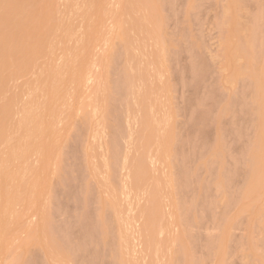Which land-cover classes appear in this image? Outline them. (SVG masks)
<instances>
[{
    "label": "rangeland",
    "instance_id": "obj_1",
    "mask_svg": "<svg viewBox=\"0 0 264 264\" xmlns=\"http://www.w3.org/2000/svg\"><path fill=\"white\" fill-rule=\"evenodd\" d=\"M68 1L32 0L21 12L11 10L14 26L0 51L11 62L12 80L4 89L11 91L0 94V105L17 98L6 122L12 132L3 126L11 137L0 140V171L11 175L8 183L0 178L1 186L9 184L0 192L11 187L1 195H13L9 204L0 202V220L7 216L3 226L8 232L2 231L0 264H127L128 258L132 264H264V185L259 179L264 175V0ZM49 10L57 22L52 20L48 33L56 37L46 39L38 31L31 38L18 36L22 14L36 12L26 22L34 28ZM41 67H46L44 75L48 69L56 75L49 77V88ZM42 78L45 83L39 82ZM160 83L169 92H158ZM43 86L56 88L54 98L66 96L56 109L58 100L52 107L43 103L48 93H42ZM151 90L157 91L153 98ZM49 128L50 135L45 134ZM52 132L59 135L52 137ZM158 145L169 148L168 160H159L168 151L158 156ZM46 155L50 160L43 165ZM26 180L32 184L24 185ZM256 181L262 187L258 190L257 184L250 192ZM140 213V223L148 220L141 230L132 220ZM52 250L60 255L62 250L67 259L61 261Z\"/></svg>",
    "mask_w": 264,
    "mask_h": 264
},
{
    "label": "bare ground",
    "instance_id": "obj_2",
    "mask_svg": "<svg viewBox=\"0 0 264 264\" xmlns=\"http://www.w3.org/2000/svg\"><path fill=\"white\" fill-rule=\"evenodd\" d=\"M84 1H85V0H84ZM233 1H235V0H233ZM68 2H69V1H68ZM68 2H65V4L68 3ZM70 2H71V0H70ZM70 2H69V3H70ZM156 2H157V1H156ZM31 3H32V0H14V1H11V0H0V51H1V49H3L4 46H5V42H6V39H7L6 31L11 30V24L14 26L13 21H14L15 18L11 16V10H12V11H15V12H21L25 7L31 5ZM73 3H74V2H73ZM65 4H64V5H65ZM71 4H72V3H71ZM159 4H160V3H159ZM231 4H232V3H231ZM233 4H234V3H233ZM235 4H236V3H235ZM235 4H234V5H235ZM67 5H68V4H67ZM77 5H78V4H77ZM155 5H156V4H155ZM61 6H62V5H61ZM70 6H71V5H70ZM83 6H84V5H83ZM159 6H160V5H159ZM148 7H149V6H148ZM230 7H231L230 9H233L232 6H230ZM234 7L236 8V6H234ZM62 8H63V7H62ZM62 8H60V9H62ZM66 8H68V7H66ZM69 8H70V7H69ZM58 9H59V8H58ZM64 9H65V8H64ZM79 9H80V8H79ZM143 9H144V8H143ZM54 10H55V9H54ZM69 10H70V9H69ZM234 10H236V9H233V11H234ZM63 11H64V10H63ZM147 11H148V10H147ZM32 12H34V11H32ZM53 12H54L53 10H49V13H48L47 15H45V16L43 15V18H40V19L38 20V24L35 25L34 28H33V27H29V26L27 27V23H26V22H28L31 18L35 17V16H36V12H34V14H33L32 16H31L30 13L22 14L21 17L19 18V19H21V21H20V22L17 24V26H16V27H17V30H16V31H17L18 36H19L20 38H25V37H26V38H31V35L33 34V32H36V31H38V32H45L47 35H45L44 38H46V39L48 38V35H49V34H50V36H51V34L54 35V33H48V32H50L49 30L52 29V28L49 27V24H50V23H54L53 21H56V20H57V19H54V18H56V17H54V18L52 17V16L55 14V12H54V13H53ZM65 12H66V11H65ZM82 12H83V11H82ZM52 13H53V14H52ZM61 13H63V12L61 11ZM61 13H60V14H61ZM77 13H78V12H77ZM63 14H64V13H63ZM65 14H66V13H65ZM67 16H68V15H67ZM148 16H150V15H148ZM70 17H71V16H70ZM70 17H69V18H70ZM65 18H66V17L64 16V19H65ZM52 20H53V21H52ZM70 20H71V19H70ZM232 20H234V17H233ZM65 21H66V20H65ZM80 21H81V20H80ZM16 22H17V21H16ZM35 22H36V21H35ZM35 22H34V24H35ZM56 22H57V21H56ZM59 22H61V21H59ZM67 22H68V21H67ZM148 22H149V21H148ZM148 22H146V24H147ZM64 23H65V22H64ZM70 23H71V22H70ZM96 24H97V23H96ZM146 24H145V25H146ZM151 24H152V23H151ZM55 25H56V24H55ZM69 25H70V24H69ZM69 25H68V26H69ZM75 25H77V24H75ZM75 25H73L72 27L74 28ZM145 25H144V29H145ZM140 26H141V25H140ZM146 26H147V25H146ZM156 26H157V25H156ZM51 27H52V26H51ZM60 27H61V25H60ZM66 27H67V25H66ZM70 27H71V26H70ZM148 27H149V26H148ZM150 28H151V27H150ZM61 29H62V27H61ZM66 29H68V28H66ZM74 29H75V28H74ZM146 29H147V28H146ZM146 29H145V30H146ZM59 30H60V29H59ZM62 30H63V29H62ZM151 30H153V29L151 28ZM53 31H54V30H53ZM53 31H51V32H53ZM153 31H154V30H153ZM61 32H62V31H61ZM149 32H150V31H149ZM57 33H58V32H57ZM62 33H63V32H62ZM79 33H80V32H79ZM58 34H59V33H58ZM73 34H74V33H73ZM76 34H77V33H76ZM149 34H150V33H149ZM82 35H83V34H82ZM84 35H85V34H84ZM54 36L56 37L57 34L54 35ZM60 36H61V35H60ZM78 36H79V35L77 34V37H78ZM85 36H86V35H85ZM52 37H53V36H52ZM61 37H62V36H61ZM63 37H64V36H63ZM89 37H90V34H89ZM49 38H50V37H49ZM59 38H60V37H59ZM85 38H86V37H85ZM52 39H54V38H52ZM64 39H65V37H64ZM64 39H63V40H64ZM72 39H73V38H72ZM74 39H75V38H74ZM78 39H79V38H78ZM87 39H88V38H87ZM63 40H62V41H63ZM83 40H84V38L82 39V41H83ZM88 40H89V39H88ZM50 41H51V40H50ZM57 41H58V40H57ZM84 41H85V40H84ZM141 41H142V40H141ZM51 42H52V41H51ZM64 42H65V41H64ZM68 42H69V41H68ZM70 42H73V40L70 41ZM80 42H81V41H80ZM86 42H87V41H86ZM55 43H57V42L55 41ZM59 43H61V40H60ZM83 43H84V42H82V44H83ZM141 43L143 44V41H142ZM144 43H145V42H144ZM37 44H38V43H37ZM47 44H48V43H47ZM79 44H80V43H79ZM86 44H87V43H86ZM41 45H42V42H39L37 48H39ZM56 45H57V44H56ZM59 45H60V44H59ZM66 45H67V44H66ZM157 45H160V43L157 44ZM70 46H71V45H70ZM82 46H83V45H82ZM52 47H53V46H52ZM59 47H60V46H59ZM71 47H73V43H72V46H71ZM71 47H69V48L71 49ZM74 47H75V46H74ZM77 47H78V46H76V48H77ZM80 47H81V45H80ZM161 47H162V46H161ZM54 48H55V47H53V49H54ZM60 48H61V47H60ZM64 48H65V47H64ZM66 48H67V47H66ZM128 48H131V49H132L131 46L128 47ZM56 49H57V46H56ZM131 49H130V51H131ZM51 50H52V49H51ZM67 50H68V49H67ZM67 50H66V51H67ZM158 50H160V48H159ZM35 51H36V50H35ZM38 51H39V50H38ZM38 51H36V52H38ZM57 51H58V49H57ZM9 52H10V51H9ZM40 52H41V51H40ZM59 52H62V51H59ZM63 52H64V50H63ZM131 52H132V51H131ZM52 53H53V52H52ZM52 53H51V54H52ZM64 53H65V52H64ZM64 53H63V54H64ZM71 53H72V52H71ZM71 53H70V54H71ZM134 53H135V52H134ZM54 54H55V53H54ZM54 54H53V55H54ZM60 54H61V53H60ZM132 54H133V53H132ZM162 54H163V53H162ZM57 55H59V53H58ZM71 55H72V54H71ZM133 55H134V54H133ZM61 56H62V55H61ZM61 56H60V57H61ZM134 56H135V55H134ZM70 57H71V56H70ZM62 58H63V57H62ZM65 58H66V57H65ZM67 58H68V57H67ZM74 58H75V57H74ZM63 59H64V58H63ZM70 60H71V59H70ZM50 61H51V60H50ZM50 61H49V62H50ZM53 61H55V60H53ZM68 61H69V60H68ZM75 61H76V60H75ZM75 61H72V65H73V62H75ZM60 62L63 63L62 61H60ZM65 62H66V61H65ZM101 62H102V61H101ZM51 63H52V62H51ZM51 63H50V64H51ZM66 63H67V62H66ZM70 63H71V62H70ZM154 63H155V62H154ZM43 64H45V63H43ZM43 64H41V65H43ZM50 64H49V67H50ZM99 64H100V62H99ZM155 64H156V63H155ZM52 65H53V64H52ZM57 65H58V64H57ZM70 65H71V64H69V67H68L67 65H66V66H67L68 68L73 67V66H70ZM153 65H154V64H153ZM46 66H48V65H46ZM58 66H59V65H58ZM101 66H102V65H101ZM38 67H39V66H38ZM155 67H157V66H155ZM41 68H42V67H41ZM43 68H44V66H43ZM43 68H42V70H41V69H39V70H41L40 73H43V75H44V72L46 71V67H45V71H43ZM59 68L61 69L60 66H59ZM59 68H58V69H59ZM65 68H66V67H65ZM145 68H146V67H145ZM147 68H148V67H147ZM37 69H38V68H37ZM49 69H50V71H51V67H50ZM49 69H48V71L46 72V74L49 72ZM152 69H153V67H152ZM156 69H157V68H156ZM56 70H57V68H56ZM65 70H66V69H65ZM65 70H63V72H64ZM145 70H146V69H145ZM34 71H35V70H34ZM66 71H67V70H66ZM68 71H69V70H68ZM148 71H149V70H148ZM148 71H147V72H144V73H147V74H148ZM152 71H153V70H152ZM157 71H158V74H159L160 71H159V70H157ZM36 72H37V70H36ZM58 72H59V70H58ZM33 73H34V76H35V75H36L35 72H33ZM37 73H38V72H37ZM140 73H141V72H140ZM149 73L151 74V72H149ZM161 73H162V72H161ZM38 74H39V73H38ZM46 74H45V75H46ZM49 74H51V73H48V74H47V77L44 75V77H46V78H47V81H48V82L45 81V82H46L45 87H47L48 85L50 86V82H51V79H50V78H51V77H55V78H56V75L54 76V75H49ZM52 74H54L53 71H52ZM55 74H57V73L55 72ZM61 74H62V73H60V75H61ZM31 75H32V74H31ZM41 75H42V74H41ZM48 75H49V76H48ZM155 75H156V74H155ZM155 75H154V76H155ZM160 75H161V74H160ZM162 75H163V73H162ZM263 75H264V74H263ZM263 75H261V76H263ZM147 76H148V75H147ZM147 76H146V74H145V77H147ZM151 76H153V74H151V75L148 76V77L151 79ZM163 76H164V75H163ZM10 77H11V62L7 61V60L5 59V57H3V56L1 55V52H0V94H1L2 92H5V93H6L7 91H11V89H9V90H7V91H6V90L4 91V89H5V84H6V86H7V84H8L9 82L12 81V80L9 81L10 79L8 80V78H10ZM36 77H37V76H35V78H36ZM49 77H50V78H49ZM63 77H64V76H63ZM46 78H44V79L42 78L43 80H42V79H39V80H41V81H39V82H41V83H42V81L44 82V80H46ZM149 78H147V79L149 80ZM154 78H156V77H154ZM262 78H263V77H262ZM31 79H32V78H31ZM59 79H60V78H59ZM59 79H58V80H59ZM64 79H65V78H63V80H64ZM7 80H8L9 82H8ZM49 80H50V81H49ZM63 80H62V81H63ZM152 80H153V78H152ZM157 80H158V79H157ZM6 81H7V83H6ZM32 81H33V80H32ZM54 81H55V80H54ZM60 81H61V79H60ZM65 81H67V79H65ZM65 81H63V82L65 83ZM149 81H150V80H149ZM154 81H155V80H154ZM161 81H163V78H162ZM29 82H30V81H29ZM29 82H28V83H29ZM45 82H44V83H45ZM68 82H69V81H68ZM68 82H67V83H68ZM163 82H165V81H163ZM263 82H264V80L262 79V80H261V84H262ZM37 83H38V82H36V84H37ZM44 83H43V85H44ZM48 83H49V84H48ZM56 83H57V82H55V85H56ZM61 83H62V82H61ZM69 83H70V82H69ZM152 83H153V82H152ZM152 83H151V84H152ZM36 84L34 85L35 87H36ZM38 84L41 85L40 83H38ZM47 84H48V85H47ZM53 84H54V82H53ZM53 84H52V85H53ZM62 84H63V83H62ZM157 84H158V83H157ZM160 84H162V88H159L160 90H158V92L162 91V89H163V92H164L165 90H167L168 87L165 89V86H164L165 84H164V83H160ZM163 84H164V85H163ZM261 84H260V85H261ZM30 85L33 86L32 84H30ZM39 85H38V87H40ZM59 85H61V84L59 83ZM63 85H64V84H63ZM65 85H66V84H65ZM65 85H64V86H65ZM67 85H68V87H69V84H67ZM70 85H71V84H70ZM10 86H11V85H10V83H9V87H10ZM26 86H27V84H26ZM49 86H48V88H49ZM53 86H54V85H53ZM53 86H51V87H53ZM56 86L58 87V84H57ZM153 86H154V85H153ZM163 86H164V87H163ZM166 86H167V85H166ZM12 87H13V86H12ZM12 87H11V88H12ZM35 87H33V89H32L31 87H30V88H31L32 91H33ZM45 87L43 86V89H44ZM150 87H152V86H150ZM150 87H149V88H150ZM160 87H161V86H160ZM262 87H263V88H262ZM262 87H261V88L264 89V84L262 85ZM7 88H8V87H7ZM7 88H6V89H7ZM17 88H18V87H17ZM24 88H25V87H24ZM41 88H42V86H41ZM63 88H64V87H63ZM63 88H62V89H63ZM66 88H67V87H66ZM66 88H64V89H66ZM152 88H153V87H152ZM12 89H13V88H12ZM14 89H16V86H15ZM21 89L23 90V88H21ZM25 89H26V88H25ZM37 89H40V88H37ZM43 89H42V93H45V92L47 93V92H48L47 94H45V95H46V101L44 100L45 102L43 101V103L45 104V106H49V105H51V107H52V105L55 104V101L58 100V104H57V103L55 104V109H56V105H60V104H61L60 101H59V98L62 99L63 96H65V95L62 94V97H61V95H60V97L57 99V98H54L53 96H56V93L58 94V92H56V93L53 92V93H55V95L53 94V96H52V90H56V88L53 87V89H51V91L48 90L47 88L44 89V90H43ZM64 89H63V90H64ZM142 89H143V88H142ZM154 89H156V87H155ZM26 90L28 91L29 88L26 89ZM16 91H17V90H16ZM35 91H36V90H35ZM39 91H41V89H40ZM39 91H38V92H39ZM44 91H45V92H44ZM57 91H59V94L62 93V92L60 93L59 88H58ZM61 91H62V90H61ZM151 91H152V90H151ZM167 91H168V90H167ZM167 91H166V93H167ZM17 92H18V91H17ZM20 92H21V90H20ZM49 92H51V93H49ZM142 92H144V90H143ZM146 92H147V91H146ZM149 92H150V91H149ZM149 92H148V93H149ZM152 92H154V91H152ZM152 92H151V94H152ZM168 92H169V91H168ZM7 93H8V92H7ZM9 93H10V92H9ZM14 93H15V95H16V92H14ZM29 93H30V92H29ZM35 93H36V92H35ZM35 93H32V94H35ZM39 93H40V92H39ZM39 93H38V94H35V95H36V96H37V95H41V97H43V94H42V93L39 94ZM156 93H157V91H156ZM156 93L154 92V96H153V94H152V97H151L149 94H148V95H149L151 98H153V97H155V94H156ZM160 93H161V92H160ZM160 93H159V95L161 96ZM12 94H13V93H12ZM24 94H25V93H24ZM24 94H22V96H21V95H19V96H21V97L23 98V96L25 97ZM30 94H31V93H30ZM48 94H50L51 96L48 95ZM64 94H65V92H64ZM143 94H144V93H143ZM15 95L13 96L14 98H15ZM45 95H44V98H45ZM140 95H141V94H140ZM157 95H158V94H157ZM157 95H156V96H157ZM159 95H158V96H159ZM167 95H168V94H167ZM4 96H5V95H4ZM17 96H18V95H17ZM58 96H59V95H58ZM58 96H57V97H58ZM158 96H157V97H158ZM160 96H159V97H160ZM2 97H3V96H2ZM48 97H49V99H48ZM65 97H66V96H65ZM143 97H144V99H145V96H143ZM161 97H162V96H161ZM263 97H264V96H263ZM0 98H1V97H0ZM6 98H7V97H6ZM22 98H21V99H22ZM29 98H32V97H29ZM34 98H35V97H34ZM34 98H33V99H34ZM38 98H39V97H38ZM53 98H54V99H53ZM147 98H148L147 100L150 99L148 96H147ZM164 98H165V97L163 96L162 101L164 100ZM2 99H3V98H2ZM2 99H0V100H2ZM27 99H28V98H27ZM36 99H37V98H36ZM47 99H48V102H50V103H47ZM50 99L52 100V103H51ZM154 99L156 100V98H154ZM4 100H5V99H4ZM12 100L14 101L15 99H13V98L11 99V98H10V100H8L7 102L4 101V102H6V104L3 102L4 105H3V106L0 105V140L2 139L4 142H6V140L3 139V136H5L6 133L4 134L3 132H4V131H7L6 129H8V131L11 129V128L9 129V125L6 124V122H8V118L12 117V116H10V114H11L12 111H13V110L11 109V105L14 104V105H13V107H14V106L17 104V98H16V100L14 101V102H16V104H15L14 102L12 103ZM25 100H26V99H25ZM28 100H29V99H28ZM65 100H66V99H65ZM67 100H68V99H67ZM150 100H151V99H150ZM158 100H159V98H158ZM165 100H166V99H165ZM2 101H3V100H2ZM2 101H0V103H1ZM22 101H24V100H22ZM35 101L37 102V100H35ZM152 101H153V99H152ZM162 101H161V103H162ZM28 102H29V101H28ZM28 102H27V103H28ZM33 102H34V101H33ZM36 102H35V104H36ZM41 102H42V100H41ZM63 102H64V101H63ZM148 102H149V101H148ZM155 102H157V100H156ZM159 102H160V101H159ZM18 103H19V100H18ZM24 103H25V102H24ZM146 103H147V102H146ZM164 103H165V102H163L162 105H161L160 103H159V104H160L161 106H163ZM20 104H21V103H20ZM22 104H23V103H22ZM44 104H43V105H44ZM47 104H49V105H47ZM63 104H64V103H63ZM147 104H148V103H147ZM166 104L168 105V103H166ZM166 104H165V105H166ZM24 105H26V104H23V105H21V106L23 107ZM31 105H32V104H31ZM33 105H34V103H33ZM102 105H104V104H102ZM102 105H101V106H102ZM149 105H150V104H149ZM156 105H157V103H156ZM156 105H155V106H156ZM18 106H19V104H18ZM158 106H159V105H158ZM161 106H159V110H161V109H160ZM13 107H12V108H13ZM35 107H36V106H35ZM39 107H40V105L38 106V108H39ZM59 107H60V106H59ZM156 107H157V106H156ZM163 107H164V106H163ZM163 107H162V108H163ZM18 108H19V107H18ZM25 108H27V107H25ZM103 108H104V107H103ZM164 108H165V107H164ZM20 109H21V108H20ZM23 109H24V108H23ZM35 109H36V108H35ZM11 110H12V111H11ZM17 110H18V109L15 110V114H16V111H17ZM33 110H34V109H33V107H32V111H33ZM37 110H38V109H37ZM102 110H104V109H102ZM10 111H11V112H10ZM35 111H36V110H35ZM52 111H53V114H54V113H55V112H54V108H53V110H50V112H52ZM55 111H56V110H55ZM59 111H60V110H59ZM62 111H63V110H62ZM62 111L60 112V114L63 113ZM104 111H105V110H104ZM163 111H164V109H163ZM26 112H28V111L26 110ZM38 112H39V111H38ZM38 112H37V113H38ZM57 112H58V109H57ZM57 112L54 114L55 116L57 115ZM64 112H65V111H64ZM100 112H101V111H100ZM20 113H21V112H19V114H20ZM22 113H23V112H22ZM30 113H31V112H30ZM37 113H36V114H37ZM41 113H42V112H41ZM34 114H35V112H34ZM64 114L66 115V113H64ZM102 114H103V112L100 113L101 116H102ZM11 115H12V114H11ZM13 115H14V114H13ZM28 115H29V116H28ZM28 115H27V116L30 117V114H29V113H28ZM49 115L52 116L53 120H56V119H57V118L54 119L55 117H53L52 114H49ZM103 115H104V114H103ZM9 116H10V117H9ZM17 116H18V114H17ZM20 116H21V114H20ZM27 116H24V117L26 118ZM32 116H33V113H32ZM32 116H31V117H32ZM38 116L40 117V113H39ZM58 116H59V115H58ZM58 116H57V117H58ZM62 116H64V115H62ZM66 116H67V115H66ZM28 117H27V118H28ZM39 117H38V118H39ZM16 118H17V117H16ZM18 118H19V117H18ZM18 118H17V119H18ZM27 118H26V119H27ZM33 118H34V117H33ZM35 118H36V117H35ZM101 118H102V117H101ZM139 118H140V117H139ZM263 118H264V117H263ZM10 119H11V118H10ZM10 119H9V120H10ZM14 119H15V117H14ZM26 119H24V122H25ZM30 119H31V118H30ZM30 119L28 118L27 121H29ZM36 119H37V118H36ZM6 120H7V121H6ZM37 120H38V119H37ZM11 121H12V120H11ZM33 121H34V120H33ZM262 121H263V120H262ZM16 122H17V121H16ZM20 122H21V120H20L18 123H20ZM31 122H32V121H31ZM31 122H30V123H31ZM55 122H56V121H55ZM9 123H11V122L9 121ZM18 123H17V124H18ZM22 123H23V121H22ZM26 123H27V122H26ZM26 123H24V124H26ZM35 123H36V122H35ZM5 124L7 125L8 128H5L4 131H3V128H4L3 126H4ZM11 124H12V123H11ZM13 124H14V122H13ZM17 124L15 123V125H17ZM33 124H34V123H33ZM22 125H23V124H21L22 129L24 128V130H25V127L22 126ZM29 125H30V127H31V124H29ZM51 125H53V124H51ZM51 125H49V126L52 127ZM18 126H19V125H18ZM18 126H17V127H18ZM12 127H13V125H12ZM17 127H16V129H12V130H17ZM32 127H33V126H32ZM32 127H31V128H32ZM56 127H57V126H56ZM59 127H61V125H60ZM59 127H58V128H59ZM13 128H14V127H13ZM58 128H57V130H58ZM18 129H20V130H19L17 133H18V134H22L23 131L21 130V128L19 127ZM27 129H28V127H27ZM27 129H26L25 131H27ZM53 130L56 131V129H54V128H53ZM8 131H7V132H8ZM20 131H22V132L19 133ZM47 131L50 132V131H51L50 128H49L48 130H45V134H46ZM59 131H60V129L58 130V133H59ZM10 132H12V131L10 130L9 133H10ZM49 132H47V134H48ZM262 132L264 133L263 130H262ZM9 133H7V134H8V135H6L7 137L9 136ZM13 133H14V132H13ZM43 133H44V131H43ZM50 133H51V132H50ZM50 133H49V135H50ZM58 133H57V134H58ZM2 134H4V135H2ZM53 134H56V133H55V132H52V134H51L52 137H55V136L57 135V134H56V135L54 136ZM61 134H62V133H61ZM104 134H105V133H104ZM16 135H17V134H16ZM49 135H48V139H49ZM58 135H59V134H58ZM13 136H14V135H12V137H13ZM17 136H18V135H17ZM19 136H20V135H19ZM22 136H23V134H22ZM22 136H21V137H22ZM104 136H105V135H104ZM9 137H11V136H9ZM9 137H8V138H9ZM15 137H16V136H15ZM43 137H44V134H43ZM43 137H42V138H43ZM46 137H47V136H46ZM50 137H51V136H50ZM100 137H101V136H100ZM100 137H99V138H100ZM4 138H6V137H4ZM59 138H60V136L58 137V139H59ZM62 138L64 139L63 135H62L61 139H62ZM44 139H45V137H44ZM58 139H57V137H56V140H57V141H58ZM63 139H62V140H63ZM102 139H103V138H102ZM2 140H1V141H2ZM46 140H47V139H46ZM3 141H2V143H3ZM102 141H103V140H102ZM10 142H11V138H10ZM2 143L0 142V144H2ZM4 144L7 145L8 143H7V144L4 143ZM28 144H29V143H28ZM2 145H3V144H2ZM32 145H33V144H32ZM104 145H105V144H104ZM0 146H1V145H0ZM8 146L11 148L10 145H8ZM27 146H28V145H27ZM158 146H159V148H162V149H163V150L160 149L162 152H160V150H158L159 153H160V155H158V156H161V154L163 155L166 151H168V153L166 152V153L168 154V156L165 154V155H163V156H161V157H158L159 160H160L161 158H162V160H164V159H165V158H163L164 156H166V157H167L166 159L168 160V158L170 157L169 155L171 154V153L169 152V151H170L169 148H168L167 146H163V145H162L163 147L160 146V145H158ZM28 147H29V146H28ZM30 147H32V146L30 145ZM165 147H167V148H165ZM13 148L16 149L15 147H13ZM19 148H20V147H19ZM19 148H18V149H19ZM164 148H165V149H164ZM14 149H13V150H14ZM33 149H34V148H33ZM105 149H106V148H105ZM166 149H168V150H166ZM10 150H11V149H10ZM27 150L29 151V149H27ZM27 150H26V151H27ZM8 151H9V150H8ZM8 151H7V152H8ZM11 151H12V150H11ZM28 151H27V152H28ZM106 151H107V149H106ZM164 151H165V152H164ZM1 153H2V151H1ZM19 153H20V151H19ZM21 153H22V152H21ZM9 154H10V152L7 153L6 155L8 156ZM11 154H12V153H11ZM13 154H14V153H13ZM17 154H18V152H17ZM34 154H35V153H33V155H34ZM0 155H1V154H0ZM6 155H5V157H6ZM26 155H27V154H26ZM38 155H39V154H38ZM16 156H17V155H16ZM16 156H15V157H16ZM20 156H21V155H20ZM35 156H36V154H35ZM35 156H34V157H35ZM39 156H41V155H39ZM10 157H11V156H10ZM23 157H24V155H23ZM25 157H27V156H25ZM29 157H30V156H29ZM37 157H38V156H37ZM45 157H46V161H45V163H43L44 161L42 162L43 165L47 163V159H48V157H47V155L44 156V157H43V156L41 157V158H45ZM104 157H105V156H104ZM1 158H2V157H1ZM1 158H0V159H1ZM17 158H18V156H17ZM17 158H16V159H17ZM41 158H40V159H41ZM106 158H107V157H106ZM158 158H157V160H158ZM2 159H3V158H2ZM34 159H35V158H34ZM104 159H105V158H104ZM166 159H165V160H166ZM5 160L7 161L6 158H5ZM31 160H33V158H32ZM38 160H39V157H38V159H37V163L39 162ZM48 160H50V159H48ZM157 160H156V161H157ZM2 161H4V159H3ZM2 161H1V162H2ZM6 161H5V163H6ZM10 161H11V160H10ZM10 161H8L9 163H7V164L10 165V164H11ZM40 161H41V160H40ZM98 161H99V160H98ZM29 162L32 163V161H28V163H29ZM95 162H96V161H95ZM103 163H104V161H103ZM163 163H165V162L163 161ZM0 164H1V163H0ZM7 164H6V165H7ZM12 164H13V163H12ZM97 164H98V163H97ZM97 164H96V165H97ZM100 164H101V163H100ZM165 164H166V163H165ZM3 165H4V164H3ZM30 165H32V164H30ZM38 165H39V164H38ZM38 165H37V166H38ZM41 165H42V164H41ZM46 165H48V164H46ZM37 166H35V167L37 168ZM39 166H40V165H39ZM39 166H38V167H39ZM101 166H102V164L100 165V167H101ZM162 166L164 167V165H162ZM262 166L264 167V164H263ZM13 167H14V166H13ZM100 167H99V168H100ZM158 167H159V166H158ZM163 167H161V168L163 169ZM166 167H167V165H166ZM259 167H260V166H259ZM263 167H261V169H262ZM3 168L6 170V167H5V166H4ZM39 168H41V166H40ZM97 168H98V167H97ZM99 168H98V169H99ZM101 168H102V167H101ZM159 168H160V167H159ZM1 169H2V168H1ZM1 169H0V170H1ZM10 169H12V168L10 167ZM157 169H158V168H157ZM162 169H160V170H158V171L160 172ZM164 169H165V170H166V169L169 170V167H168V168H164ZM261 169H260V170H261ZM2 170H3V169H2ZM7 170H9V169L7 168ZM167 170H166V171H167ZM260 170H258V171H260ZM263 170H264V169H262V174H264ZM17 171H18V170H17ZM17 171H16V172H17ZM158 171H157V172H158ZM11 172H12V171H11ZM20 172H21V171H20ZM20 172H19V173H20ZM162 172H163V170H162ZM164 172H165V171H164ZM164 172H163V173H164ZM168 172H169V171H168ZM168 172L165 173V174H166L165 176H167ZM163 173H162V174H163ZM256 173H257V172L254 173V176H253L252 178L257 179V178H259V176H260V177L262 176V178H264V175H259V176L256 178L255 175L260 174L259 172H258V174H256ZM14 174H15V172H14ZM26 174H27V173H26ZM30 174H33V172L30 173ZM0 175H1L0 178H1V177H4L5 180L8 179V178H11V175L9 174L8 171H0ZM18 175H19V174H18ZM19 177H20V176H19ZM30 177H31V176H30ZM14 178H15V177H14ZM43 178H44V177H43ZM262 178H259V179H260V181H262L263 184H262L261 182H259L258 180H257V181H258L259 183H261L262 186H263V185H264V182H263L264 180H262ZM15 179H16V178H15ZM24 179H25V178H24ZM26 179H27V178H26ZM46 179H47V178H46ZM46 179H45V180H46ZM255 179H253V180H255ZM29 180H30V178H29ZM253 180H252L251 182H253ZM0 181H1V183L3 184V182H4V181H3V178H2V180H0ZM14 181H15V180H14ZM42 181H43V180H42ZM257 181H256V183L254 182V184H253V183L250 184V185L252 186L250 192H255V186L258 184ZM6 182L8 183V180H6ZM15 182H16V181H15ZM29 182H30V181H29ZM29 182L26 180V181H25V184H24V182L22 181V183H23L24 185H26V184L28 185ZM43 182H45V181H43ZM101 182H102V181H101ZM1 183H0V184H1ZM7 183H6V185H9V184H7ZM11 183H13V182H11ZM18 183H19V182H18ZM41 183H42V182L40 181V184H41ZM45 183L47 184V182H45ZM150 183H151V181H150ZM29 184H32V183L30 182ZM4 185H5V184H4ZM4 185H2V186L4 187ZM6 185H5V186H6ZM253 185H254V186H253ZM259 185H260V184H258V186H256V187H258V188H257L258 190L260 189V188H259ZM2 186L0 185V188H1ZM22 186H23V185H22ZM260 186H261V185H260ZM262 186H261V187H262ZM20 187H21V186H20ZM29 187H31V186L29 185L28 188H29ZM32 187H34V185H33ZM10 188H11V187L6 188V189H7L6 191H8V189H10ZM252 188H253V191H252ZM29 189H30V188H29ZM257 189H256V191H258ZM3 190H4V188H3ZM10 190H11V189H10ZM10 190H9V192L11 193ZM6 191H4V192L1 191V192H0V200H1L0 202H4V201H5L7 204H9V203L11 202V199H12L11 196L13 197V195L8 194V195H6V197L3 196V195H1V193H2V194L4 193V195H5V192H6ZM16 191H17V189H16ZM247 193H249V191H248ZM16 194H17V193H16ZM9 195H10V196H9ZM15 196H16V195H15ZM18 197H19V196H18ZM250 197H251V196H249V198H250ZM136 198H138V197H136ZM134 199H135V198H134ZM3 200H4V201H3ZM132 200H133V199H132ZM136 200H137V199H136ZM246 200H248V198H247ZM249 200H250V199H249ZM14 201H15V200L13 199L12 202H14ZM138 202H139V201H138ZM248 202H249V201H248ZM250 202H252V201L250 200ZM244 203H245V199H244L243 204H244ZM246 203H247V201H246ZM2 204H3V203H2ZM7 204H6V205H7ZM243 204H241V205H243ZM0 205H1V204H0ZM44 206H45V205H44ZM4 207H5V205H4ZM243 207H244V205H243ZM243 207H242V208H243ZM6 208L9 209V205H8ZM38 208H39V207H38ZM239 208H240V206H239ZM244 208H245V207H244ZM10 209H11V208H10ZM240 209H241V208H240ZM41 211H42V210H41ZM8 212H9V210H8ZM140 212L142 213L143 211H140ZM41 213H42V212H41ZM134 213H135V211H134ZM141 213H140L139 216H135L136 218H135V217H132V220H133V218H134V221H135V219L137 220V218L141 216ZM4 214H5V213H4ZM43 214H44V213H43ZM138 214H139V213H138ZM143 214H144V213H143ZM143 214H142V215H143ZM5 215H6V214H5ZM5 215H4V216H5ZM132 215H133V214H132ZM170 215H171V214H170ZM4 216H3V217H4ZM144 216H145V214H144ZM163 216H164V215H163ZM0 217H1V215H0ZM6 217H7V216H6ZM6 217H4V220H5ZM166 217H167V216H165L164 218H166ZM169 217H170V216H169ZM145 218H147V217H145ZM145 218H144V217H143V219L141 218V221L143 220V221L141 222L142 225H144L145 223L148 222L147 219H146V221H145ZM173 218H174V217H173ZM7 219H8V218H7ZM170 219H171V218H170ZM2 220H3V218L0 220V221H1V223H0V226H1V227L3 226V224H4V222H5L4 220H3V221H2ZM41 220H42V219H41ZM137 221H138V220H137ZM137 221H136V222H137ZM144 221H145V222H144ZM173 221H174V219H173ZM173 221L171 220V223H173ZM129 222H130V221H129ZM166 222H167V220H166ZM228 222H229V221H228ZM131 223H132V222H131ZM141 223H140V221H138V225H137V226H139ZM143 223H144V224H143ZM164 223H165V221H164ZM169 223H170V222H169ZM162 224H163V223H162ZM130 225H132V224H129V226H130ZM142 225H140V227H138L137 229L141 230V229H142V228H141ZM145 225H147V224H145ZM165 225H167V224H165ZM165 225H162V228H163V226H165ZM172 225H173V224H172ZM132 226H134V225H132ZM168 226H169V225H168ZM168 226H166V227H168ZM1 227H0V228H1ZM142 227H144V226H142ZM5 228H6V227H4V226L1 228V231H0V233H1L0 243H2V242H1L2 237H5V234H4V233L7 232ZM8 228H9V227H8ZM140 228H141V229H140ZM164 228H165V227H164ZM169 228H170V227H168L167 229H169ZM3 229H5L4 231H6V232H2ZM132 229H134V228L132 227ZM7 230H8V229H7ZM134 230H135V229H134ZM164 230H165V233H166V229H163V233H164ZM129 231H130V229H129ZM132 232L134 233V231H132ZM7 233H8V232H7ZM9 233H10V232H9ZM133 233H132V234H133ZM139 233H142V232L139 231ZM135 234H137V232H136ZM223 234H227V233H223ZM2 235H4V236H2ZM10 235H11V234H10ZM123 235H124V234H123ZM129 235H130V234H129ZM138 235H139V234H138ZM140 235H141V234H140ZM140 235H139V238H141ZM7 236H9V235H7ZM136 236H137V235H136ZM136 236H135V240L137 239ZM224 236L227 237V235H224ZM128 237H129V236H128ZM133 237H134V236H133ZM133 237H132V238H133ZM8 238H10V237H8ZM121 238H122V237H121ZM163 238H164V237H163ZM6 239H7V238H6ZM125 239L127 240L128 238H125ZM172 239H173V238L168 239L169 243H170V240L172 241ZM222 239H223V236L221 237L220 241H221ZM224 239H226V238H224ZM123 240H124V239H123ZM175 240H176V239H175ZM128 241H129V240H128ZM128 241H127V242H128ZM131 241H132V240L130 239V242H131ZM136 241H137V240H136ZM136 241H135V242H136ZM162 241H163V239H162ZM130 242H128V246H129L128 248H130V245L132 244V243H131V244L129 245ZM222 242H223V241H222ZM138 243H140V239H139ZM165 243H166V242H165ZM2 244H3V243H2ZM47 245L50 247V245H49L48 243H47ZM0 246H1V245H0ZM51 246H52V245H51ZM169 246H170V244H167V248H168ZM172 246H173V245H172ZM44 247H45V245H44ZM44 247H43V248H44ZM49 247H48L47 249H49ZM221 247H222V246H221ZM45 248H46V247H45ZM56 248L58 249V247H56ZM141 248H142V247H141ZM161 248H162V247H161ZM20 249H21V248H20ZM50 249H52V247H50ZM50 249H49V251H50ZM139 249H140V248H139ZM164 249H165V248H164ZM171 249H172V248H169L170 251H171ZM25 250H26V247H25ZM140 250H141V249H140ZM172 250H173V249H172ZM19 251H20V250H19ZM19 251H18V252H19ZM55 251H56V250H55ZM55 251L52 250V252L54 253V255H55ZM57 251H58V250H57ZM57 251H56V253L58 254L60 251H58V252H57ZM21 252H23V250H22ZM26 252H27V251H26ZM46 252H47V250H46ZM52 252H51V254H52ZM61 252L63 253L62 250H61ZM123 252H124V251H123ZM123 252L121 253V255H124ZM171 252H172V251H171ZM62 253H61V255L58 254V256H59V259H60L61 261H64V259H67V258H64V257H66V256H64ZM138 253H139V252H138ZM169 253H170V252H169ZM220 253H221V252H220ZM165 254H167V251L165 252ZM221 254H222V253H221ZM19 255H20V254H19ZM169 255H170V254H169ZM60 256L63 257V258H61ZM67 256H68V255H67ZM136 256H137V255H136ZM164 256H166V255H164ZM167 256H168V255H167ZM167 256H166V257H167ZM172 256H173V252H172ZM170 257H171V256H170ZM68 258H69V257H68ZM136 258H137V257H136ZM136 258H134V259H136ZM138 258H139V256H138ZM138 258H137V259H138ZM168 258H169V257H168ZM56 259H58V257H57ZM69 259H70V258H69ZM17 260H18V259H17ZM60 260H58V261H60ZM124 260H125V258H124ZM127 260H128V261H127L128 263L130 262L129 264H132V262L129 260V258H128ZM132 260H133V259H132ZM52 261H54V260H52ZM58 261H57V262H58ZM67 261H68V260H67ZM54 262H55V261H54ZM69 262H70V261H69ZM135 262H136V261H135ZM60 263H61V262H59L58 264H60ZM65 263H66V262H64L63 264H65ZM67 263H68V262H67ZM128 263H127V264H128ZM137 263H138V261H137Z\"/></svg>",
    "mask_w": 264,
    "mask_h": 264
}]
</instances>
